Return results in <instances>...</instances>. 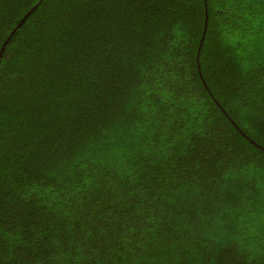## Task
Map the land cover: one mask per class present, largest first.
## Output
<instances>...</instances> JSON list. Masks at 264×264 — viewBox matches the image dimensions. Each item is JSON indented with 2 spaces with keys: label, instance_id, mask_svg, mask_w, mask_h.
Instances as JSON below:
<instances>
[{
  "label": "trees",
  "instance_id": "1",
  "mask_svg": "<svg viewBox=\"0 0 264 264\" xmlns=\"http://www.w3.org/2000/svg\"><path fill=\"white\" fill-rule=\"evenodd\" d=\"M3 45L0 264H264V0H0Z\"/></svg>",
  "mask_w": 264,
  "mask_h": 264
},
{
  "label": "water",
  "instance_id": "2",
  "mask_svg": "<svg viewBox=\"0 0 264 264\" xmlns=\"http://www.w3.org/2000/svg\"><path fill=\"white\" fill-rule=\"evenodd\" d=\"M35 8V7H34ZM34 8H32L31 10H30V12L31 11H33L34 10ZM30 12L21 20V22H20V24L26 19V17L30 14ZM7 43V41L5 42V44ZM4 46L5 45H3L2 47H1V49H0V57H1V55H2V52H3V49H4Z\"/></svg>",
  "mask_w": 264,
  "mask_h": 264
}]
</instances>
